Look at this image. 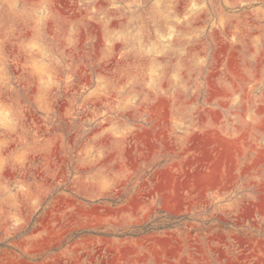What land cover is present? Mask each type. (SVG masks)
<instances>
[{
    "label": "rangeland",
    "instance_id": "obj_1",
    "mask_svg": "<svg viewBox=\"0 0 264 264\" xmlns=\"http://www.w3.org/2000/svg\"><path fill=\"white\" fill-rule=\"evenodd\" d=\"M0 264H264V0H0Z\"/></svg>",
    "mask_w": 264,
    "mask_h": 264
}]
</instances>
